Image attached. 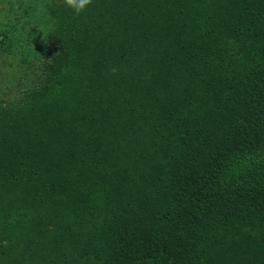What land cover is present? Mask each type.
<instances>
[{
	"label": "trees",
	"instance_id": "16d2710c",
	"mask_svg": "<svg viewBox=\"0 0 264 264\" xmlns=\"http://www.w3.org/2000/svg\"><path fill=\"white\" fill-rule=\"evenodd\" d=\"M48 12L0 105V264H264V0Z\"/></svg>",
	"mask_w": 264,
	"mask_h": 264
},
{
	"label": "rangeland",
	"instance_id": "374dc122",
	"mask_svg": "<svg viewBox=\"0 0 264 264\" xmlns=\"http://www.w3.org/2000/svg\"><path fill=\"white\" fill-rule=\"evenodd\" d=\"M55 0H0V105L26 102L24 90L40 82L51 45L54 21L48 9ZM43 28L48 34L38 29Z\"/></svg>",
	"mask_w": 264,
	"mask_h": 264
},
{
	"label": "clouds",
	"instance_id": "9594fccd",
	"mask_svg": "<svg viewBox=\"0 0 264 264\" xmlns=\"http://www.w3.org/2000/svg\"><path fill=\"white\" fill-rule=\"evenodd\" d=\"M64 3L67 7L71 8L77 16H79L81 13L85 12L87 8L92 4V0H64ZM38 30L44 34V37L48 35L43 28H40ZM111 71L113 74H116L119 72V68L113 67Z\"/></svg>",
	"mask_w": 264,
	"mask_h": 264
}]
</instances>
